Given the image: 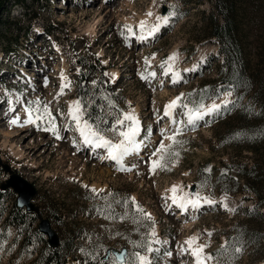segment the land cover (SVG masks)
<instances>
[{
  "label": "rangeland",
  "instance_id": "1",
  "mask_svg": "<svg viewBox=\"0 0 264 264\" xmlns=\"http://www.w3.org/2000/svg\"><path fill=\"white\" fill-rule=\"evenodd\" d=\"M14 1L7 5L8 17L6 10L0 14V34L6 33L9 39L8 44L0 42V186L12 174L31 182L36 188L32 199L36 213L50 220L62 247L70 238V226L65 223L72 222L80 235L73 239L77 250L65 264H99L108 250L120 251L122 247L127 253L138 251L126 241L137 239L132 236L137 229L141 240L155 232L152 247L158 252L147 254L151 264H193L191 255L181 251V245L193 235L209 245L206 253L216 257L208 264H264L262 246L254 241L256 221H249L245 214L256 197L240 190L243 180L237 171L244 168L230 165L235 158L238 163H253L259 157L246 150L234 152L233 140L226 138L228 131L214 120L219 112L198 121L194 130L174 125L164 116L165 106L177 96L184 94L187 102L188 94L199 86L210 85L215 90V71L222 56L205 19L215 13L214 0H19L11 6ZM252 2L257 7L254 16H264V0ZM165 14L168 22L155 36L136 41L141 21L153 26L157 17ZM3 21L13 23L4 28ZM126 25L132 27L133 34ZM258 33L264 34V20ZM173 54L177 56L174 71L181 77L175 84L161 67ZM153 72L155 77L149 75ZM65 83L70 86L61 94ZM219 91L205 104H220L225 98L234 101L230 86ZM75 100L84 106V119L90 105L104 116L96 124L103 129L123 112L134 110L141 129L137 140L143 143L138 153L124 158V167L131 171H119L115 162L101 159L105 150L84 145L68 116ZM36 101L49 105L61 139L43 131L45 124L40 128L24 125L23 129L11 125L16 117L23 122L25 109L30 104L35 107ZM181 112L176 110L175 119H185ZM177 126L182 129L177 139L183 142L174 147L179 156L168 165L170 171L157 170L153 175L149 157L162 139L161 130L171 135ZM4 131H15V135ZM106 135L113 138L111 132ZM206 168L211 172H205ZM173 185L180 186L178 195L198 192L215 203L180 215L182 210L163 199L171 195L168 190ZM90 188L103 189L101 196L107 199L89 198ZM0 191L4 193L0 199V211L4 209L0 216V264H31L36 252L24 246L25 238L18 229L5 225V212L15 204L17 194L12 189ZM132 197L151 214L150 221L134 213L131 205L126 208L117 203ZM108 203L111 209L104 207ZM126 212L127 217L120 219ZM134 217L138 222H133ZM38 222H32L26 236L37 240L33 229ZM240 229L246 236L233 246L235 240L229 233ZM39 234L45 239L35 244L40 250L47 241ZM237 248L242 251L237 253Z\"/></svg>",
  "mask_w": 264,
  "mask_h": 264
},
{
  "label": "trees",
  "instance_id": "2",
  "mask_svg": "<svg viewBox=\"0 0 264 264\" xmlns=\"http://www.w3.org/2000/svg\"><path fill=\"white\" fill-rule=\"evenodd\" d=\"M16 3L20 1L15 0L11 6ZM8 4L9 0H0V14L6 10L7 17L10 10L7 9ZM214 8L215 13L205 16L209 36L217 40L218 55H222L215 71L214 89L216 91L219 87V90H223L224 87L230 86L235 95L234 101L227 107H222L220 116L214 120L218 119L219 126L228 131L226 138L233 140L234 145L231 148L235 153L246 150L259 157L257 161L253 160V163H238L235 161L237 158L231 157L230 165L244 168L243 172L237 171L243 180L240 190H246L256 197L251 209H245V214L249 221H256L254 241L262 246L261 256L264 259V40H260L264 38V34L258 33L264 16H254L253 12L257 11V7H254L252 0H214ZM8 23L13 22L3 21L4 28H8ZM8 41L6 33L0 34L1 44H8ZM191 94V100L199 102L203 98L204 103L209 97L215 96L210 85L199 86ZM86 115V119L95 125L104 117L99 111L95 112L94 106L91 105L88 106ZM3 196L4 193L0 191V199ZM3 213L4 209L0 211V216ZM34 213L36 211L26 212L14 204L5 212V225L18 229L25 238L24 246H31L36 252L31 264H65L66 259L77 250L74 248L73 239L78 238L80 233H76L72 222L67 221L65 225L70 226V238L66 247H62L59 241L55 247L46 243L40 250L36 249L35 244L45 242V239L38 233L37 228L33 229L37 240L26 236L32 222L40 217L39 213ZM129 213L132 214V211ZM141 234L139 229L132 231V236L137 238L133 242H142ZM243 236L246 235L241 229L229 233V238L235 240L233 246L241 244ZM126 241L130 243L128 239Z\"/></svg>",
  "mask_w": 264,
  "mask_h": 264
},
{
  "label": "snow or ice",
  "instance_id": "3",
  "mask_svg": "<svg viewBox=\"0 0 264 264\" xmlns=\"http://www.w3.org/2000/svg\"><path fill=\"white\" fill-rule=\"evenodd\" d=\"M147 15L151 16L152 13ZM169 16L167 14L157 17L158 23L153 25L150 29H147V35H154L163 24H167ZM128 33L133 34V29L131 26H125ZM141 32L146 30V22L141 21L138 25ZM146 37L141 36V39ZM177 59L176 54L168 57L164 62H162L161 67L164 69V75H171L172 82L178 83L180 80V73L174 71V62ZM146 63L148 61L146 60ZM187 71V70H185ZM150 76L155 77V73H149ZM142 79L147 77L142 76ZM66 77L62 76V80H66ZM70 85L65 83L62 85L61 94H63V88L69 87ZM231 95V91H227V96ZM192 94L189 93V99L185 102L186 98L184 94L177 96L175 99L171 100L164 108V116L171 118V122L174 125H186L190 126L193 130L197 126V122L203 120L205 116H211L221 110L222 107H227L230 101L225 98L220 104L213 103L211 105H206L203 102V98L199 102L191 100ZM105 99H107L105 97ZM209 99H212L209 97ZM36 106L33 107L31 104L25 109L26 119L23 121V124L20 123V118L16 117L11 120L12 125L24 126V125H33L37 128H40L41 124L47 125L43 127L42 130L46 132H51L56 136L57 139H61L59 131L55 123V117L52 114V111L48 104H42L40 101L35 102ZM192 104L190 107L189 105ZM110 106H112L110 104ZM83 108L80 100L73 101L68 109V116L75 124V130L79 133V136L82 138L84 145L90 146L93 150L103 149L106 152V155L103 159H107L115 162L118 165L119 171H131L130 168H125L123 161L124 158L133 154L138 153L142 141H138L137 137L140 135V122L136 117L134 110L131 112H123L121 117L117 118L114 123H112L108 129L100 128L99 125L89 123L87 119L83 118ZM182 109L181 115L185 119L177 120L174 117L177 109ZM106 132H111L113 138H109L106 135ZM182 135V129L177 126L175 131L168 135L161 130L162 139L159 142V145L151 153L149 171L153 175L157 170L161 171H170L168 165L173 162L174 158L179 156V152L174 151L176 145H180L183 142L178 140L177 137ZM165 140L170 141L169 144H165ZM205 172H211V168L204 169ZM205 185H201L203 187ZM88 188L87 185L84 186ZM89 191L92 193L91 199H107V197L101 196L103 189L90 188ZM171 195L163 197V199L171 200L172 205H175L182 211H187L189 207L193 209H198L203 204L213 205L215 203L209 197H202L198 192L189 194L184 192L181 195H178V192L181 191L180 186L173 185L168 190ZM111 195V194H109ZM117 203H122L126 208L131 205L134 213H138L140 217L146 220H151V214L144 212L143 208L139 206L135 198H127L123 201H118ZM104 207L111 209V203H108ZM227 208V205H224ZM98 212L102 213L101 208L96 209ZM127 217V212L120 217V219H125ZM108 219H114L115 217L107 216ZM133 222H138L136 217L133 218ZM154 223V222H153ZM212 233L209 232L208 236H211ZM155 237L154 230L148 234V238L142 242H133V247L136 249H141L138 251H133L131 253L119 252V253H107L103 258L99 260V264H151V260L148 253L158 252V249L152 247V239ZM209 245L207 243H200V237L193 235L189 237L184 245H181V251L188 253L193 258V264H208L209 261L216 259L212 254L206 253V248ZM222 249L226 250V245H222ZM81 251H84L81 249ZM237 253H240L242 250L237 248L235 250ZM170 255V253H168ZM219 255V253H218ZM93 259H96L93 257Z\"/></svg>",
  "mask_w": 264,
  "mask_h": 264
},
{
  "label": "water",
  "instance_id": "4",
  "mask_svg": "<svg viewBox=\"0 0 264 264\" xmlns=\"http://www.w3.org/2000/svg\"><path fill=\"white\" fill-rule=\"evenodd\" d=\"M2 189H9L11 188L14 192L17 193L16 197V206L19 208H24L27 212H32L36 210L35 205L32 202L33 197L36 194V188L34 185L21 177L18 174H12L10 178L1 185ZM37 230L44 236H46V241L48 246L55 247L58 242L59 238L55 230L51 227V223L48 218L41 217L38 222ZM126 252L127 248L122 247L120 251L112 249L108 250L107 253L114 252Z\"/></svg>",
  "mask_w": 264,
  "mask_h": 264
},
{
  "label": "bare ground",
  "instance_id": "5",
  "mask_svg": "<svg viewBox=\"0 0 264 264\" xmlns=\"http://www.w3.org/2000/svg\"><path fill=\"white\" fill-rule=\"evenodd\" d=\"M151 27H152V25H151V26L146 25V30H145L144 32H140V33H139V36H137L136 41H137V42H143V40H147V39H149V38L155 36L158 32L155 33V34L152 35V36H148V35H147V29H150ZM141 36H144V37H146V38H145V39H141ZM221 56H222V55H221ZM216 91L220 92V91H219V88H218V90H216ZM216 91L214 90V93H216ZM232 93H233V92H232ZM10 99H11V98H10ZM9 103H10V105H13V104H14V103H12L11 101H10ZM20 122H21V121H20ZM21 124H23V122H21ZM11 125H12V124H11ZM13 126H16V125H13ZM17 126H18V125H17ZM20 127H21L22 129L24 128L23 126H20ZM4 133H5V134L7 133V134L10 135V136H14V135H15V131H13V132H12V131H10V132H9V131H4ZM13 133H14V134H13ZM16 133H17V132H16ZM11 151H12L15 155H18L17 152L13 151V148H11ZM104 154H105V153H104ZM104 154H103V155H104ZM101 156H102V154H101ZM101 156H100V157H101ZM103 157H104V156H102L101 159H103ZM202 204H203V203H202ZM206 206H207V205H206ZM211 206H212V205H211ZM200 208H201V207H200ZM189 209L194 210L193 208H188V210H189ZM188 210H187V211H188ZM187 211H182V212L180 211V215H184Z\"/></svg>",
  "mask_w": 264,
  "mask_h": 264
}]
</instances>
